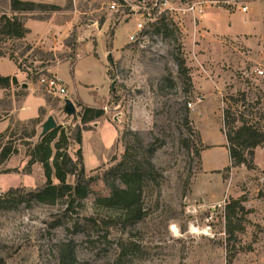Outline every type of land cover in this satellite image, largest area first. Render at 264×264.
<instances>
[{"label":"rangeland","instance_id":"rangeland-1","mask_svg":"<svg viewBox=\"0 0 264 264\" xmlns=\"http://www.w3.org/2000/svg\"><path fill=\"white\" fill-rule=\"evenodd\" d=\"M9 1L0 0V16L38 13L53 23L74 15V31L93 30V43V32L102 31L108 49L112 39L113 46L123 47L107 61L109 79L97 75L96 94L82 91L90 102L95 98L94 106L103 107V117L87 124L80 145L67 148L73 157L81 149L91 190L84 209L65 213L60 201L0 209V264H60V244L67 240L77 264H264V148L254 149L251 167L241 164L227 171V179L213 174L203 181L200 141L201 132L211 142L223 139L218 124L223 99L230 94L237 99L232 104L236 114L264 128V0H167L166 5L164 0H29L63 7L48 13L13 12ZM34 20L29 17L25 23L30 38L41 30ZM133 25L129 33L135 37L130 40L126 33ZM36 42L0 35V74H15L17 79L9 88H0V118H9L12 139L31 119L17 117L22 97L29 92L45 100L43 113L34 117L40 120L36 136L28 142L15 140L17 151L0 164V194L11 187L28 191L43 184L41 164L27 167V143L38 139L49 115L69 132L79 122L78 100L70 96L76 117L68 115L63 101L69 98L47 94L38 83L40 75L51 74L48 69L55 62L68 60L72 65L75 52L47 50ZM26 44L32 48L23 52ZM10 53L20 69L9 60ZM180 58L188 67L189 91L177 71ZM138 141L144 146L137 150L139 156L148 155L153 165L142 199L144 216L126 227L110 224L111 212L94 202L108 193L102 174L128 144ZM204 154L217 164L227 159L220 147ZM66 181L73 184V176ZM52 182L58 181L52 177ZM230 198L239 199L247 213L238 235L241 250L228 263L223 209Z\"/></svg>","mask_w":264,"mask_h":264},{"label":"trees","instance_id":"trees-1","mask_svg":"<svg viewBox=\"0 0 264 264\" xmlns=\"http://www.w3.org/2000/svg\"><path fill=\"white\" fill-rule=\"evenodd\" d=\"M70 1L68 0V4H70ZM9 6L13 12L48 13L63 9V7L53 3L29 0H10ZM47 16L38 13L32 15L12 14L8 16L3 13L0 16V35L9 40H21L29 31L25 26L27 18L43 20L48 18ZM108 46L111 47L110 44ZM31 48L30 45L26 44L23 52ZM0 56H3L1 51ZM9 60H12L17 65V68L20 69V64L17 63L16 57L11 53L9 54ZM107 60L112 62L110 53L107 55ZM177 71L183 76V84L186 87L185 89L189 91L192 88V82L188 74V67L182 58L177 62ZM16 83L15 76L0 74V88L7 89ZM236 101L237 99L232 94L223 99L224 107L222 109V127L220 131L225 138L229 164L223 168L226 170L224 173H222V170L216 171L218 173L221 172L223 179L228 178L227 171L233 167L241 164L251 167L250 160L253 158L254 149L256 147L264 148V128H261L257 123L250 122L249 119H244L241 113L236 114L235 110L232 109V104ZM77 106L80 107L77 114L79 122L73 126L72 131L69 132V130L67 131L64 127L58 125L46 133L40 134L34 142L27 143L30 144L27 153L29 158L27 167L29 168L33 163L41 164L45 177L43 184L28 191H25L22 187L9 188L3 194H0V209H10L13 208L14 204L23 202L27 204L31 202L54 204L56 201L65 204V213L76 212L80 214V210L84 209V201L91 194V190L88 187V180L85 176L81 149L78 147L73 157L69 154L67 148L70 144L80 145L82 142V131L89 128L88 123L103 117L104 111L103 107L83 105L81 101H78ZM39 113H43V108H40ZM184 117L185 120L188 119L187 113ZM237 120L241 123L234 125ZM39 122L38 118L27 120L28 125L21 128L22 131L16 139H12L15 133L14 128L12 129L10 125L0 132V164L17 151L13 145L15 140H26L28 142L36 136L35 125ZM28 126L30 127L29 130H27ZM130 134H133V132ZM5 136L8 139L4 141ZM143 148L141 141H138L136 145L133 143L128 144L121 158L109 166L102 174L108 193L104 196H97L94 202L111 212L109 216L110 224L126 227L144 216L142 199L150 187L149 180L153 165L148 155L147 157L139 156L137 150ZM29 172L28 169L27 173ZM68 175L73 176V184L66 181ZM52 177L57 179L58 182L53 183ZM246 213L247 210L239 199L230 198L224 205L223 220L228 263L241 250L238 245V235L244 229ZM85 218L92 220L91 216H86ZM88 238L89 236L87 235ZM59 261L60 264H77L70 240L61 242Z\"/></svg>","mask_w":264,"mask_h":264},{"label":"crops","instance_id":"crops-1","mask_svg":"<svg viewBox=\"0 0 264 264\" xmlns=\"http://www.w3.org/2000/svg\"><path fill=\"white\" fill-rule=\"evenodd\" d=\"M74 18L75 17L73 15L69 18H63L60 21H54L53 23L51 22V18L49 17L44 20H34L38 21L41 25L40 32L36 34V37L30 38L29 34L31 30L26 26L29 31L22 39H26L28 41L37 40L36 43L40 44V48L44 47L47 50L56 51L60 48H67L71 51H74L76 58L73 61L72 65H70L68 60H62L50 65L48 71L56 76L62 82L61 84L64 85V87L66 86L65 88L67 90V98L70 99V96H72L76 100L81 101L83 105L94 106L96 104L95 98L93 99V102H90L91 100L88 93L86 95L83 94L82 91L84 89H91V91L96 94L95 90H98V87L96 86L97 75L99 77L103 76L109 79L107 75V55L109 53L113 54V52L123 46H121L120 48L113 46L112 39V42L109 43L111 47L110 49H108L105 39L101 37V35L103 36L102 31H100V33L93 32V34H96L95 43H93V40L89 37V34H91L93 30H83V28L81 29L80 27H78L77 30L74 31ZM133 28L134 25L126 33L127 38H129V36L132 34L129 32H131ZM69 37H71L70 41L66 42V39ZM64 65H66L68 71H64V68L62 67ZM9 76H15V74H11ZM23 85L24 87L26 86V84ZM44 107L45 100L43 99V97L35 96L28 92L22 97L20 104L15 109V111L19 119H27L38 117L40 108L44 109ZM12 113L13 111H10V114ZM8 125L9 118H0V132L4 131L8 127ZM218 125L220 130L222 125ZM201 142L204 147L201 159L202 175H204L202 178L204 179L203 181H205L208 180L213 174L220 175L221 172L217 173L216 171L221 170V168L224 166V164H227V162L229 164V158L224 135L223 139L211 142L206 140L204 134L201 132ZM215 147L224 149L227 154L226 161L217 164L214 158L205 157V151H210ZM203 186L208 187L207 184H204Z\"/></svg>","mask_w":264,"mask_h":264},{"label":"built area","instance_id":"built-area-1","mask_svg":"<svg viewBox=\"0 0 264 264\" xmlns=\"http://www.w3.org/2000/svg\"><path fill=\"white\" fill-rule=\"evenodd\" d=\"M163 4L166 5L167 0H164ZM110 6H111V8L115 7L113 3ZM243 9H245V8H243ZM136 26H137V30H140L141 23H137ZM134 37H135V34L132 33L129 36V39L133 40ZM38 83L44 88V90L47 94L55 95V96H59V97H66L67 96L66 88L64 87V85H62L60 83V80L56 76H54L53 74H42V75H40L39 79H38Z\"/></svg>","mask_w":264,"mask_h":264},{"label":"water","instance_id":"water-1","mask_svg":"<svg viewBox=\"0 0 264 264\" xmlns=\"http://www.w3.org/2000/svg\"><path fill=\"white\" fill-rule=\"evenodd\" d=\"M63 102H64L63 103L64 113H66L68 115H74L76 117L75 107H74L73 103L71 102V100L70 99H64ZM55 127H56V122H55L54 118L51 115H49L47 117V119L44 121V123L42 124L41 134H44L47 131H49Z\"/></svg>","mask_w":264,"mask_h":264},{"label":"bare ground","instance_id":"bare-ground-1","mask_svg":"<svg viewBox=\"0 0 264 264\" xmlns=\"http://www.w3.org/2000/svg\"><path fill=\"white\" fill-rule=\"evenodd\" d=\"M175 229V227H173Z\"/></svg>","mask_w":264,"mask_h":264}]
</instances>
